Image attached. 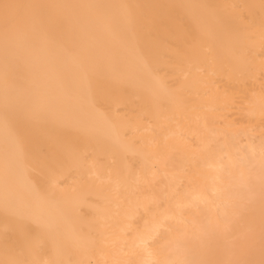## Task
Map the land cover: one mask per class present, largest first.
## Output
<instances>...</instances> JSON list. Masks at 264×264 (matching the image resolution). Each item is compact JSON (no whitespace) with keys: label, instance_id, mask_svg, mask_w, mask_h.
Returning <instances> with one entry per match:
<instances>
[{"label":"bare ground","instance_id":"6f19581e","mask_svg":"<svg viewBox=\"0 0 264 264\" xmlns=\"http://www.w3.org/2000/svg\"><path fill=\"white\" fill-rule=\"evenodd\" d=\"M23 1L0 0V264H237L264 0Z\"/></svg>","mask_w":264,"mask_h":264},{"label":"rangeland","instance_id":"374dc122","mask_svg":"<svg viewBox=\"0 0 264 264\" xmlns=\"http://www.w3.org/2000/svg\"><path fill=\"white\" fill-rule=\"evenodd\" d=\"M3 1L5 2L4 5H6L4 7L8 9V10L5 8L2 9L5 15L7 14V12L12 10L14 11L13 13L17 15L21 23L24 21V19H26L29 16V13L26 11V7L23 4L24 3L23 0H7V1L3 0ZM17 57L18 59L22 57L21 51H18ZM263 77L264 75H259L258 76L259 80L256 83V85L253 87L257 88V86H259V88L263 90L264 89ZM228 118L234 120L237 129L242 128V126L244 125H248L249 127L252 126V128L253 127L257 128V125L254 121L249 122L248 124H244L242 122V118L239 113H236ZM256 128H254L253 132L251 131L253 135H258V130H256ZM256 209H257V217L255 221L243 222L238 215H233L231 213L230 215H232V217L235 219L234 220L235 223L234 225H230V227H232L233 229L230 232H234V233L232 235H230L229 231H228L229 234L227 231H224V233L222 231L221 233V238L225 237L228 234L225 237L226 242L229 243L230 240L231 249L233 251V258L234 260L237 261V264H264V205L257 206ZM233 210L236 209H229V211H233ZM241 211L243 212V210ZM243 213H245V211ZM4 218H5L4 216H0V219H4ZM244 224L247 225L248 227L250 226L249 227L250 229L248 231H245L246 230L245 228H241L242 225ZM225 225L226 222L222 223L220 227L223 228L222 226ZM232 237L234 239H232ZM0 248H2V246H0ZM222 256L223 254L222 252H220L217 257V263L222 264ZM90 264H96V263L92 262Z\"/></svg>","mask_w":264,"mask_h":264}]
</instances>
